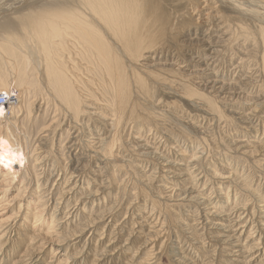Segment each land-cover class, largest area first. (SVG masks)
<instances>
[{
	"label": "rangeland",
	"instance_id": "1",
	"mask_svg": "<svg viewBox=\"0 0 264 264\" xmlns=\"http://www.w3.org/2000/svg\"><path fill=\"white\" fill-rule=\"evenodd\" d=\"M229 33L225 39L230 40ZM260 45L249 36H238L208 64L213 77H202L222 84L242 82L245 87L235 93L254 98L252 105L221 99L211 103L198 94L190 99L182 82L171 81L164 90L154 85L150 121L142 128L137 120L130 121L113 158L96 155L98 137L85 127L101 126L97 113L109 119L110 105L83 103L77 120L65 116L58 99L37 88L32 67L24 72L20 63L17 74L23 93H16L12 119L0 123V136L23 145L27 167L15 180L0 174V264H264V47ZM160 55L167 60L165 53ZM6 76L0 61V89ZM235 143L250 149L236 151ZM141 145L148 146L145 152L153 153L151 158L142 154ZM168 169L192 173L187 177L191 182L177 184L164 176ZM190 186L201 194L199 200L178 197ZM227 237L229 244L223 243Z\"/></svg>",
	"mask_w": 264,
	"mask_h": 264
},
{
	"label": "bare ground",
	"instance_id": "2",
	"mask_svg": "<svg viewBox=\"0 0 264 264\" xmlns=\"http://www.w3.org/2000/svg\"><path fill=\"white\" fill-rule=\"evenodd\" d=\"M228 32L231 34L230 40L225 39ZM240 35L249 36L264 47V0H0V61L3 62V68L7 72L0 93L6 96L12 94L16 96L17 92L20 95L23 93L17 74L19 65L22 63L24 72L32 67L36 73L37 88L45 90L49 97L58 99L63 106L62 111L65 116L69 114L77 120L83 103L90 106L93 102L95 106H102V108L110 105L112 114L110 118L108 117L109 119L100 111L96 114L102 123L100 127L90 123L85 127L98 137L96 155L102 158L104 155L113 158V149L122 140L127 124L137 120L142 128L146 121H150L154 85L164 90L171 81L182 82L185 85L184 92L187 93L185 95L190 99L198 94L211 103L221 99L226 102H239L245 106L252 105L254 98L242 96L240 98L235 93L238 89L245 87L242 82L222 84L223 81L219 82L217 79L205 81L202 79L205 75H213V72L208 69V66H211L208 65L210 61L219 54L225 53L227 45ZM221 44H225L224 47H221ZM162 53H165L164 57H167V60L160 57ZM262 57L264 58L263 55ZM163 61L169 63H162ZM180 64H185L184 68L180 67ZM262 65L264 70V60ZM191 78L198 79V82L193 83ZM180 91H174V94L178 96L184 94V92L180 94ZM256 106L259 108L260 104ZM223 107L219 106L221 110ZM13 109L12 106L8 108L0 106L1 124L10 122ZM240 116L237 117L240 118ZM244 116L241 117L242 120ZM98 128L100 130L97 133ZM238 143L233 145L236 151L250 149L247 144L237 146ZM133 148L135 150V147ZM139 148L144 152L143 155H148L150 158L153 155V153L145 152L148 146L146 148L141 145ZM95 166L97 167V164ZM26 167L27 159L23 145L0 136V174L4 175L2 177L15 180ZM185 173H173L168 169L164 176L177 181V184L191 182L187 177H191L192 173ZM192 184L193 182L190 185ZM183 189L184 191L182 190L183 192L178 195L182 200L200 199L201 194H197L198 192L196 193L191 186ZM170 190L167 189V191ZM170 192H174V189ZM203 198L201 197V200ZM206 223L209 226L212 225L208 221ZM150 237H147V240ZM227 239L223 243L229 244L231 238L227 237ZM235 252H230V255H234Z\"/></svg>",
	"mask_w": 264,
	"mask_h": 264
},
{
	"label": "built area",
	"instance_id": "3",
	"mask_svg": "<svg viewBox=\"0 0 264 264\" xmlns=\"http://www.w3.org/2000/svg\"><path fill=\"white\" fill-rule=\"evenodd\" d=\"M16 96L14 94L6 96L3 93H0V106L8 108L9 106L14 107L16 103Z\"/></svg>",
	"mask_w": 264,
	"mask_h": 264
}]
</instances>
